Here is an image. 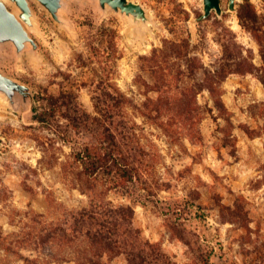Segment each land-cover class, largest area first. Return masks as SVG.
I'll return each mask as SVG.
<instances>
[{
  "label": "rangeland",
  "instance_id": "obj_1",
  "mask_svg": "<svg viewBox=\"0 0 264 264\" xmlns=\"http://www.w3.org/2000/svg\"><path fill=\"white\" fill-rule=\"evenodd\" d=\"M3 1L25 33L19 40L6 24L0 31V232L5 234L18 231L9 216L18 211L58 218L88 204V196L63 172L70 146L56 143L58 162H42L31 126L37 125L35 94L49 85L58 68L68 67L76 50H86L91 24L118 29L123 56L117 84L137 100L145 97V88L134 82L139 56L162 46L166 38L190 37L194 52L213 68L222 57L217 37L228 28L261 63L259 44L239 17L246 0H219L210 11L207 0H124V6L115 0ZM250 2L264 15V0ZM198 98L204 115L196 125L177 121L170 129L130 111L127 133L132 138L126 142L146 162L137 184L141 199L132 203L133 224L144 239L158 244L154 251L162 261L264 264V84L256 74H231L223 83L224 115L207 110L214 108L208 90ZM80 100L93 110L88 89L81 91ZM41 134L44 138L48 132ZM109 197L116 204L131 203L117 191ZM175 226L185 239L174 235ZM2 254L0 250V264H29L17 254L7 259ZM105 261L128 264L124 254Z\"/></svg>",
  "mask_w": 264,
  "mask_h": 264
},
{
  "label": "trees",
  "instance_id": "obj_2",
  "mask_svg": "<svg viewBox=\"0 0 264 264\" xmlns=\"http://www.w3.org/2000/svg\"><path fill=\"white\" fill-rule=\"evenodd\" d=\"M239 17L259 44L260 65L254 61V52L228 28L224 36L221 32L217 37L222 57L213 68L194 52L190 37L166 38L162 46L139 56L134 82L145 88L143 100L130 96L117 84V64L123 56L118 29L107 23L96 27L91 24L86 50H76L68 67L58 68L49 85L40 86L35 94L37 125L31 126L37 131L42 162L52 163L55 158L58 162L56 143L70 146L63 172L75 188L88 196V204L58 218L40 212L31 215L29 211L10 214V222L18 231L0 232L2 257L17 254L29 264H105V260L124 254L128 264H175L162 261L154 251L158 244L144 239L133 224L132 203L141 199L142 190L137 184L146 162H140L126 142L132 138L127 133L128 127L132 128L128 115L135 110L144 120L160 121L170 129L177 121L196 125L204 115L198 98L202 91L208 90L214 101V108L207 106L209 113L213 115L216 109L224 115L223 83L231 74H256L264 84V15L246 0L240 5ZM72 67L79 71L74 72ZM53 85L56 91L50 89ZM84 88L91 95V111L80 100ZM43 132H48L44 138ZM111 191L131 203L116 204L109 197ZM26 217L32 223L26 222ZM173 231L185 239L182 229L175 226ZM22 251L35 256H25Z\"/></svg>",
  "mask_w": 264,
  "mask_h": 264
},
{
  "label": "water",
  "instance_id": "obj_3",
  "mask_svg": "<svg viewBox=\"0 0 264 264\" xmlns=\"http://www.w3.org/2000/svg\"><path fill=\"white\" fill-rule=\"evenodd\" d=\"M115 1L121 4L122 6H124V0H115ZM21 2L25 4V0H21ZM218 6H219V0H207L206 2L207 11H210L212 7H218ZM5 24L11 28L12 34L16 36L19 40H21L25 35V33L22 30V27L18 23L15 14L8 9L6 3L3 0H0V31L2 30Z\"/></svg>",
  "mask_w": 264,
  "mask_h": 264
}]
</instances>
